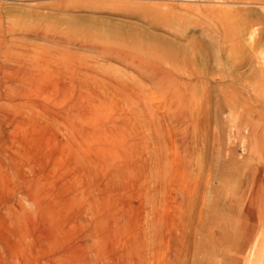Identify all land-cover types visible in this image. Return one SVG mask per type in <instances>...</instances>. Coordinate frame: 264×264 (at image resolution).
I'll return each mask as SVG.
<instances>
[{"label": "rangeland", "instance_id": "rangeland-1", "mask_svg": "<svg viewBox=\"0 0 264 264\" xmlns=\"http://www.w3.org/2000/svg\"><path fill=\"white\" fill-rule=\"evenodd\" d=\"M262 22L264 0H0V264H243L264 228Z\"/></svg>", "mask_w": 264, "mask_h": 264}, {"label": "bare ground", "instance_id": "bare-ground-1", "mask_svg": "<svg viewBox=\"0 0 264 264\" xmlns=\"http://www.w3.org/2000/svg\"><path fill=\"white\" fill-rule=\"evenodd\" d=\"M253 11V10H252ZM251 11V12H252ZM226 12V11H225ZM218 13V12H217ZM240 13V12H239ZM241 15V14H240ZM233 17V16H232ZM252 15H251V18L250 19H252ZM257 17V16H256ZM242 18V17H241ZM248 18H249V16H248ZM249 19V21L248 22H250V21H252V20H250ZM241 20V19H240ZM247 20V19H246ZM253 22H256V21H254L253 20ZM251 23V22H250ZM262 23H264V22H262ZM247 24V23H246ZM249 24V23H248ZM254 26V25H253ZM221 28V27H220ZM239 35V34H238ZM259 40V39H258ZM242 41V40H241ZM262 41H264V40H262ZM260 42V41H259ZM246 43V42H245ZM262 43H264V42H262ZM255 44H257V43H255ZM261 44V43H260ZM241 46V45H240ZM262 46V45H261ZM258 48H257V45H256V47H252V49H251V51L253 50L254 51V53L256 52V50H257ZM250 51V50H249ZM252 51V52H253ZM113 55H116V56H119L120 58H124V59H127V58H129L128 56V54L127 53H124L123 51H112L111 52ZM214 53H216V52H214ZM218 53V52H217ZM261 54V53H260ZM262 54H264V53H262ZM132 55V54H131ZM132 57V56H131ZM261 57H262V55H261ZM260 57V58H261ZM139 59V58H138ZM135 61V60H134ZM262 61H264V59H262ZM134 63V62H133ZM135 63H137L136 61H135ZM215 63L217 64V65H219V59H218V57H216L215 58ZM141 64H143V63H141ZM164 65V64H163ZM142 66V65H141ZM146 72H149V74H154L155 76L154 77H156L157 79V83L165 90V89H167V93H168V95L170 96V98H172V99H174L175 100V102L177 103V105H179V106H184V108L186 109L188 106H189V104L190 103H194V104H196L197 102H198V100H197V98H196V96H194V98H193V96L192 95H190V94H188V93H190L189 92V88H191V86H193L192 84H191V86H189V88L188 87H185V86H187V82H183L185 79H182L183 81H181V80H179V79H177L176 77H174V76H172L168 71H166L163 67H161L160 65H155V64H151L150 62H149V64H147L146 66ZM142 69V68H141ZM143 70H145V69H143ZM260 71H261V73L260 74H264V64H262V66H261V69H260ZM254 72V71H253ZM142 73V72H141ZM145 73V72H144ZM150 76V75H149ZM150 77H152V76H150ZM185 77V76H184ZM223 77V76H222ZM252 77V76H251ZM185 81H187V80H185ZM193 83V82H192ZM154 84H155V82H154ZM153 84V85H154ZM190 84V83H189ZM245 87V86H244ZM159 89V88H158ZM161 89V88H160ZM192 89V88H191ZM224 90V89H223ZM222 92V91H221ZM225 92H228V91H225ZM230 94H228L227 93V95H226V98H225V100H227V102L229 101V102H231V103H233V102H235L236 100H237V98H236V96L234 97V94L233 95H231V92H229ZM199 94H201V93H199ZM202 96V95H201ZM203 98V97H202ZM201 98H199V102H201V100H200ZM196 100H197V102H196ZM196 102V103H195ZM203 102V101H202ZM216 102V101H215ZM174 103V102H173ZM193 104V105H194ZM217 104L218 105H220V102H217ZM217 105V106H218ZM176 106V105H175ZM195 107H196V105H194ZM210 107V106H209ZM184 108H182V109H184ZM194 108V107H193ZM200 108V107H199ZM217 108V107H216ZM219 109H221V108H219ZM219 109H217V110H214V111H216L215 112V114H217V112H218V110ZM192 110V109H191ZM197 111V110H196ZM199 111V110H198ZM213 111V112H214ZM181 112V111H180ZM191 112V111H190ZM183 113V114H182ZM182 113H179L178 115H179V117L182 119V120H186V118L187 117H189V116H187L186 114H187V111L184 113V112H182ZM196 113V112H195ZM211 113H212V111H211ZM177 114V113H176ZM175 114V115H176ZM181 114V115H180ZM189 114V113H188ZM199 114V113H198ZM177 115V116H178ZM237 115V113H235V112H228L227 114H226V118L229 120V122H230V124H232L233 126L235 125V121H236V116ZM215 116V115H214ZM192 117H196L194 114L193 115H190V119L192 118ZM178 118V117H177ZM215 118H217V115L215 116ZM193 119V118H192ZM196 119H197V117H196ZM199 119V118H198ZM181 121V120H180ZM197 122V121H196ZM249 147V146H248ZM248 147H244L243 146V149L245 150V149H247ZM248 150H251V148H248L247 149V151ZM252 198V197H251ZM198 245V244H197ZM199 253V252H198ZM244 263L243 264H264V228H262V229H260L259 231H258V233L255 235V237L253 238V240H251V243H250V245H249V247H248V249H247V251H246V255H245V260L243 261ZM229 263V262H228Z\"/></svg>", "mask_w": 264, "mask_h": 264}]
</instances>
